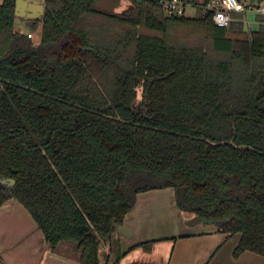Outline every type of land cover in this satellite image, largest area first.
<instances>
[{
	"label": "trees",
	"instance_id": "1",
	"mask_svg": "<svg viewBox=\"0 0 264 264\" xmlns=\"http://www.w3.org/2000/svg\"><path fill=\"white\" fill-rule=\"evenodd\" d=\"M15 1L0 5V55L22 39ZM162 1H44L42 48L0 61L15 104L0 126V206L17 199L51 250L74 243L81 264H118L100 242L137 193L171 187L180 211L240 235L235 258L264 257V15L255 31L245 12L219 27L206 9L217 0H181L194 16Z\"/></svg>",
	"mask_w": 264,
	"mask_h": 264
},
{
	"label": "crops",
	"instance_id": "2",
	"mask_svg": "<svg viewBox=\"0 0 264 264\" xmlns=\"http://www.w3.org/2000/svg\"><path fill=\"white\" fill-rule=\"evenodd\" d=\"M32 4L44 0H24ZM3 0H0V4ZM124 6L123 8H126ZM122 8H120L121 10ZM19 10L18 20L29 22L24 28L37 39L42 21L37 18L40 8ZM36 24V26H34ZM38 41H36L37 43ZM186 212H180L175 204L174 191L171 188L150 189L138 193L134 207L121 223L129 227L135 236L120 235L118 229L113 236L100 242V259L105 245V257L112 256L111 246L123 254L118 264H264V257L244 252L238 258L233 251L238 244L239 235L229 238L221 233L214 224L188 225L190 219ZM141 241H153L149 250L135 247ZM114 247V246H113ZM112 259V258H111ZM0 264H81L79 250L74 243H61L51 250L37 224L15 199H8L0 206Z\"/></svg>",
	"mask_w": 264,
	"mask_h": 264
},
{
	"label": "flooded vegetation",
	"instance_id": "3",
	"mask_svg": "<svg viewBox=\"0 0 264 264\" xmlns=\"http://www.w3.org/2000/svg\"><path fill=\"white\" fill-rule=\"evenodd\" d=\"M3 2H4V0H3ZM15 19H16V17H15V7H14V23H13V29H14V32L19 37L22 36V39H19L18 37L15 38L12 41V45L9 46L8 50L3 55H0V61H4L14 50H18V49H23V50H25V49L39 50V49L42 48L41 47L42 46V44H41V42H42V38H41V28H42V24H41L40 29L38 31V37H37V39H33V37L31 35H29V33L26 34V33L22 32V31H19L15 27ZM34 26H36V24ZM36 41H38V42L36 43ZM8 85H11L10 80L4 79V78H1L0 77V126L1 125L5 126V124L8 123V121H5L6 120V117H7L6 113H11L12 111L14 112V110H12V109H14V105H15L14 104V100L12 99V97H13L12 94L14 92L11 89L6 88V86H8ZM16 86L21 87L24 90L30 89L27 86L21 85V84H16ZM30 90L31 91H34V92H37L34 89H30ZM146 93H147V90L146 89L144 90V88H143V92H142V96H141L142 97L141 102H142V100L144 98V100H145V103H144V106H143V109L144 110H145V106L147 104V100H146L147 99V94ZM40 94L42 96H46V97L49 96L48 94H45V93H40ZM137 97H138V91H137ZM136 101H137V98H136ZM133 106H134V108H139V106L141 107V103H140L139 106H136V104L133 105ZM32 139L36 143L39 142V138L37 136H35V135L34 136L32 135ZM232 182H234V180H232ZM135 183H140V185L146 184L145 182H142V181L141 182L140 181H137V182L135 181ZM234 187H235V185H234ZM164 188H171V187H164ZM158 189H160V188H158ZM171 189L174 191V194H175V190L173 188H171ZM139 193H141V192H139ZM223 234L226 236L225 233H223ZM235 235H237V234H235Z\"/></svg>",
	"mask_w": 264,
	"mask_h": 264
},
{
	"label": "built area",
	"instance_id": "4",
	"mask_svg": "<svg viewBox=\"0 0 264 264\" xmlns=\"http://www.w3.org/2000/svg\"><path fill=\"white\" fill-rule=\"evenodd\" d=\"M163 7L168 15H185L189 4L181 0H164ZM207 10L212 12V20L219 27H227L231 23L232 13L245 12V5L240 0H217L207 5ZM257 15H264V3L260 8L254 9Z\"/></svg>",
	"mask_w": 264,
	"mask_h": 264
},
{
	"label": "water",
	"instance_id": "5",
	"mask_svg": "<svg viewBox=\"0 0 264 264\" xmlns=\"http://www.w3.org/2000/svg\"><path fill=\"white\" fill-rule=\"evenodd\" d=\"M45 1V0H44ZM26 8V10L27 11H30V9L31 8H40V14L37 16V18L38 19H40L41 21L43 20V16H44V10H45V4H44V2L43 3H40V4H32V3H28V2H26V1H24V0H16L15 1V17H16V19H15V27L17 28L18 27V24H21L22 26H24V28H27L28 29V27H29V22H27V21H20V20H18V18L19 17H22V16H25V17H27L26 18V20H29V19H31V18H33V17H31V16H28V15H21L20 13H19V10L20 9H22V8ZM26 11V12H27ZM42 24V23H41ZM28 32H26V34H27ZM10 51V50H9ZM147 94V93H146ZM135 104V103H134ZM208 143H210V142H208ZM211 145H214V146H216V145H223V144H225V142H222V143H210ZM230 144H231V142H230ZM238 148H245V147H238ZM250 148V147H249ZM0 183H6V180H3V179H0ZM11 183H14V181L12 180L11 181ZM11 199H15V198H11ZM174 199H175V194H174ZM15 200H17V199H15ZM18 201V200H17ZM135 201H136V199H135ZM19 202V201H18ZM135 204V203H134ZM175 204H176V202H175ZM134 207V206H133ZM132 207V208H133ZM177 207V206H176ZM25 208V207H24ZM131 208V209H132ZM178 208V207H177ZM130 209V210H131ZM178 210H179V208H178ZM180 211V210H179ZM130 212V211H129ZM128 212V213H129ZM180 212H182V211H180ZM128 213L124 216V219H123V221L126 219V217H127V215H128ZM186 213H188V212H186ZM189 214V216H191V218L190 219H187V221H186V223L188 224V225H190V226H192V225H202V226H207L208 224L207 223H205V222H203L198 216H196V215H194L193 213H188ZM211 225V224H210ZM214 225H216L217 226V229L218 230H220V225L219 224H214ZM116 229H118L119 230V232H120V235L122 236V237H124V238H130V236H129V234H131V235H133V236H135V234L133 233V231L129 228V227H127V226H125V225H122V224H117V225H115V228H114V231L112 232V234L110 235V237L111 236H113V234L115 233V230ZM240 238V237H239ZM141 242H146V241H141ZM141 242H139V243H141ZM139 243H137V244H139Z\"/></svg>",
	"mask_w": 264,
	"mask_h": 264
},
{
	"label": "rangeland",
	"instance_id": "6",
	"mask_svg": "<svg viewBox=\"0 0 264 264\" xmlns=\"http://www.w3.org/2000/svg\"><path fill=\"white\" fill-rule=\"evenodd\" d=\"M124 6H126V3H124V4L122 5L121 8L123 9ZM195 13H196V8H195L193 5H190V6H187V7H186V9H185V15H186V16H194ZM256 15H257V14L255 13V10H251V9L245 11V13H244V21H245V25H246V28H247L249 31H255V30H257L258 27H259V24H258L257 21H256ZM142 92H143V87H141V88L138 90V97H137V101L135 102L136 106H139L140 103H141ZM135 104H134V105H135ZM105 245L107 246V243H106V242H104V243L102 244V246H103V248H104V253H103V251H102V253H101V260H103V261H104V257H105V254H106V253H105V251H106V249H105ZM115 252H116V251H112V252H111V253H112V256H111L112 259H114L115 256H116V253H115Z\"/></svg>",
	"mask_w": 264,
	"mask_h": 264
}]
</instances>
